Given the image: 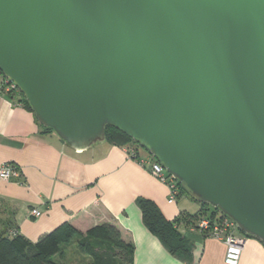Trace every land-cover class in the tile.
<instances>
[{"label":"water","instance_id":"1","mask_svg":"<svg viewBox=\"0 0 264 264\" xmlns=\"http://www.w3.org/2000/svg\"><path fill=\"white\" fill-rule=\"evenodd\" d=\"M0 71L75 150L116 126L264 242V0H0Z\"/></svg>","mask_w":264,"mask_h":264},{"label":"crops","instance_id":"2","mask_svg":"<svg viewBox=\"0 0 264 264\" xmlns=\"http://www.w3.org/2000/svg\"><path fill=\"white\" fill-rule=\"evenodd\" d=\"M0 71V166L11 162L21 171L17 180L0 178V235L39 238L67 221L82 233L103 223L119 227L134 246V264H227L226 245L199 231L185 234L187 254L172 253L143 222L137 203L144 197L155 201L172 220L182 212L194 214L200 203L182 194L169 203L167 184L131 157L140 147L119 146L108 141L77 151L55 132L45 130L33 111L2 92ZM185 194V193H184ZM180 200V201H179ZM41 210L35 217L32 210ZM183 232L187 227H180ZM75 242V243H74ZM55 260L66 264H91L77 237L62 246ZM238 264H264V242L249 236Z\"/></svg>","mask_w":264,"mask_h":264},{"label":"trees","instance_id":"3","mask_svg":"<svg viewBox=\"0 0 264 264\" xmlns=\"http://www.w3.org/2000/svg\"><path fill=\"white\" fill-rule=\"evenodd\" d=\"M3 76L6 77L4 74ZM3 93L11 99L17 97L16 99L22 102L27 109L33 111L21 90ZM45 130L53 131L50 128H45ZM105 136V141L119 146L132 145L137 148L139 144L142 145L138 140L112 125L106 127ZM142 147L145 148L143 145ZM130 155L136 160L140 158L136 150H132ZM180 187V195L187 192L181 182ZM192 198L196 200L195 197L192 196ZM137 203L147 228L159 237L172 253L179 255L187 254L190 249V243L180 227H188L196 223L201 215L207 216L204 212L207 210L205 207L209 205L199 202L201 209L197 213L182 212L179 217L170 220L155 201L140 197ZM214 214L211 218H214ZM239 230L244 233L240 228ZM75 237H77L79 250L90 257L91 264H134V246L123 238L117 225L98 224L82 233L67 221L43 234L37 242H32L21 235H15L12 238L0 235V264H66L56 261L55 256L61 253L63 244L69 243Z\"/></svg>","mask_w":264,"mask_h":264},{"label":"built area","instance_id":"4","mask_svg":"<svg viewBox=\"0 0 264 264\" xmlns=\"http://www.w3.org/2000/svg\"><path fill=\"white\" fill-rule=\"evenodd\" d=\"M19 86L9 79L3 78L2 92H19ZM143 165L149 163L150 172L163 183L167 184L169 189V203L177 200L181 193L180 181L170 173L167 168L152 154L150 160L141 158L138 160ZM21 177L20 169L11 162H5L0 166V178L5 181L17 180ZM41 210L34 209L31 214L35 217L41 215ZM192 231H199L206 236H210L222 241L226 245L225 262L227 264H238L241 254L244 250L248 235L239 230L234 220L222 214L217 218L203 216L196 223L191 224L184 230V234Z\"/></svg>","mask_w":264,"mask_h":264},{"label":"rangeland","instance_id":"5","mask_svg":"<svg viewBox=\"0 0 264 264\" xmlns=\"http://www.w3.org/2000/svg\"><path fill=\"white\" fill-rule=\"evenodd\" d=\"M137 144H139V143H137ZM140 148H142L143 149V151H145V152H147V150L145 149V148H143L142 147V145H138ZM150 157H151V154H148ZM150 160V159H149ZM182 196L184 197V198H191L192 200H194L193 198H192V196L189 194V192L187 191V192H185V194H182ZM180 201V200H179ZM194 201H196V200H194ZM196 202H198V201H196ZM199 203V202H198ZM207 210L204 212L205 213V215H207V216H210V217H212L213 216V213H215L214 215V218H217V217H219V216H221L223 213L220 211V210H218L217 208H215L214 206H212V205H207L206 207H205ZM201 209V207L199 208V210ZM199 210H197V211H199ZM195 213H197V212H195ZM194 213V214H195ZM204 215H201L200 217H203ZM188 226H190V225H188ZM75 243V242H74Z\"/></svg>","mask_w":264,"mask_h":264}]
</instances>
